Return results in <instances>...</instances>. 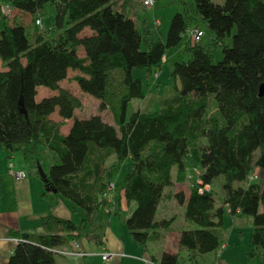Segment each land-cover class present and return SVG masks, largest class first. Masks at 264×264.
Instances as JSON below:
<instances>
[{"label": "trees", "instance_id": "1", "mask_svg": "<svg viewBox=\"0 0 264 264\" xmlns=\"http://www.w3.org/2000/svg\"><path fill=\"white\" fill-rule=\"evenodd\" d=\"M117 1L0 0L11 11L8 19L0 11V146L12 154L28 146L49 150L55 163L43 178L36 166L43 194L52 192L82 212L79 224L51 217L42 233L22 234L7 264H58L54 250L72 249L95 214L121 211L120 197L109 184L113 169L128 160L130 170L120 185L128 207L124 224L143 250L174 221L154 219L163 189L185 181L189 166L198 170L187 195H172L197 228L180 230L177 252H163L159 264H180L178 251L184 249L190 264H197V255L218 250L226 213L251 219L247 257L260 254L264 263V185L256 182L259 175L253 177L254 168L264 174V96L258 95L264 82V0H193V10L174 14L164 40H151L146 49L135 18L124 9L127 0L119 8ZM48 3L55 7L57 31L51 37L50 29L40 31L34 24ZM193 16L206 21L220 60L213 62V52L199 42L186 45L188 59L175 61L170 74L177 92L161 98L157 109L138 108L127 117L131 101L145 98L133 69L145 70L147 77L157 74ZM23 21L33 23L32 34ZM69 71L78 72L77 87L97 99L101 110L111 107L116 127L100 115L76 117L80 99L60 86ZM115 73L118 84L110 94ZM39 88L50 93L42 95ZM210 96L216 116L206 126ZM65 121L71 123L62 134ZM197 138L203 143L193 147ZM110 155L114 161L107 167ZM218 177L223 178L222 198L216 205L207 187ZM90 231L96 230L91 226Z\"/></svg>", "mask_w": 264, "mask_h": 264}, {"label": "rangeland", "instance_id": "2", "mask_svg": "<svg viewBox=\"0 0 264 264\" xmlns=\"http://www.w3.org/2000/svg\"><path fill=\"white\" fill-rule=\"evenodd\" d=\"M123 0H118L116 7H120ZM213 3H222L224 0H209ZM0 4H3L1 2ZM131 8L127 9L128 13H131V16L135 18L138 28L143 34V41L141 43V48L146 49V43L151 40H164L168 28L170 26V21L174 14L183 13L184 11L191 12L194 8L193 0H156V3L153 7H145L142 5L140 0H133L131 3ZM1 11V6H0ZM30 15H25L24 19L30 18ZM40 18L41 28L50 29V33L47 35L51 37L57 31L54 26L55 19V7L54 5L48 3L43 6V8L37 12L35 17ZM26 26V31L28 34H32L34 31V25L32 22L23 21ZM199 27L200 30L204 32V35L200 39L199 43L213 52V62L220 60L221 50L218 47H215L211 41V31L208 29L206 21L198 18L191 17L187 20V28ZM1 27V24H0ZM66 27V25H65ZM234 31V30H233ZM88 33V31H85ZM226 44H231V38L226 39ZM194 43L190 40L188 34L185 32L182 34L181 41L174 47L169 48L166 53L165 60L163 62L162 68L157 71V74L151 73L149 77L146 76L145 70L133 69V76L140 77L143 82V89L145 91V98L143 99H133L127 108V117L138 108H147V109H157L159 107L158 101L161 98L171 96L175 94L176 83L171 77V72L173 69V64L175 61L186 60L189 55L186 53L185 46ZM79 55L83 56L82 48H78ZM0 68H2L0 63ZM78 74L76 71H69L67 79L60 83V86L68 89L74 95H76L81 101V107L75 110V115L78 118H86L91 115H100L105 122H108L112 125H115L113 111L111 107H106L104 109L99 108V101L94 97L82 92L77 87L76 82L73 77ZM117 73L114 74L115 80L113 85L109 88V93H113V88L118 84ZM190 97H195L194 92L188 94ZM111 98V97H110ZM216 101L213 96H210L207 103L206 113L204 115L203 125H208V122L216 116ZM52 119L57 120V114L51 116ZM64 128H62L63 130ZM61 130V128H60ZM65 130V129H64ZM193 147H198L203 143L202 138H197L193 140ZM0 146V156H2ZM29 150V149H28ZM39 156H34V159H38V162L35 161V166H37L42 171V173L47 174L51 164L55 163L54 157L49 150L40 146L38 149ZM31 153L26 151H18L13 155V158L8 159L9 162H12L14 166L21 167L27 171L26 173L36 174L37 168L33 166L32 160L30 157ZM33 155V154H32ZM3 158V157H2ZM114 161V155H110L105 161V166H109ZM130 170V160L123 162L117 166L112 171V178L110 185L113 186V189L117 190L123 180L124 175ZM254 174L259 175L260 177L256 181L260 185H264V174L254 168ZM185 181L174 182L172 185L167 186L163 189V196L159 201L157 210L155 212L154 219L160 220L164 217L174 218L173 224L171 226L172 231H180L182 229H196L197 226L187 221L184 217L185 208L184 206L178 204L172 195L176 192H184L186 195L189 193L190 186L198 180V170L195 167L189 166L186 173ZM172 176H175V169L172 171ZM222 177L216 178L211 187L207 189H212L214 192L215 204L219 205L222 198ZM240 184V183H239ZM242 184V183H241ZM235 185H237L235 183ZM114 191V190H113ZM67 201L64 199L62 203ZM69 204V203H68ZM71 219L79 223L80 218H82V212L77 209L76 212L73 210L70 211ZM128 213L123 209V211L115 213H99L95 214L92 218L91 224H87L82 234L91 230H96L94 227L101 222V225L107 227L109 221L111 222V228H114L117 232L124 233L127 237L129 233L124 224L125 218ZM100 216V218H99ZM220 235L223 241L222 246L215 251L217 259L224 258V260L229 264H264L263 259L260 254H256L252 259H248L247 250L249 244V237L252 231L251 219L241 214H236L231 216L230 214H225L222 220V226L220 228ZM173 235V234H172ZM171 239V238H170ZM155 243V241H154ZM153 245L152 242L148 243V246ZM156 250V249H155ZM152 251V248H151ZM180 261L184 260V264L188 259V251L181 250L178 251ZM214 254V253H213ZM213 256V255H212ZM55 259L61 264H76V261L70 259V257L62 256L55 254ZM78 264V263H77Z\"/></svg>", "mask_w": 264, "mask_h": 264}, {"label": "crops", "instance_id": "3", "mask_svg": "<svg viewBox=\"0 0 264 264\" xmlns=\"http://www.w3.org/2000/svg\"><path fill=\"white\" fill-rule=\"evenodd\" d=\"M132 1L133 0H127V3L124 4V9L127 10L131 8ZM38 90L42 95H48L50 93L45 88H39ZM57 120L60 121L59 118ZM70 123V121H65L61 126L60 132L62 134L68 131ZM62 128L65 130H62ZM40 146L42 145H38L36 148L28 146L23 150L29 154L31 153L30 157L34 167H36L35 161L37 159H34V156H39L38 149ZM1 150L0 264H7L8 258L17 243V239H20L22 234L32 236L42 233L43 223L47 218L56 217L68 219L72 217L70 213V203L67 200V203H62L64 199L55 196L52 192H47L45 195L43 194L45 192V187L38 173H26L27 171H25V169L21 167L18 168L12 163V169L14 171H24L26 173L24 178L15 179L9 169L8 159L13 158L16 152L12 154L4 148H1ZM120 189L121 187H119L115 193L120 197L121 211L125 209L128 213V207L123 198L122 190ZM74 212H76V210ZM94 228L96 231L82 234L76 241L78 244L77 250L80 249L84 253L82 257L75 259L70 258L76 261V264H159L163 252L176 253L178 250L177 241L180 231H172L171 227L169 229L160 230L161 237L155 241V243L152 242L153 245L147 246L146 250L138 246L130 235L127 237L124 233L117 232L114 228H111L110 221L107 227L102 226L101 222H99ZM95 236L99 238L97 239L98 241L95 239ZM62 249L65 250L67 248H59L57 250ZM102 251L117 255L104 261L99 255ZM189 255L190 253L188 252V256ZM194 260L197 264H229L224 258L217 259L215 252L197 255ZM183 262L184 260L180 261V264H184ZM190 262L191 261L187 259L185 263L190 264ZM57 263L61 264L59 262Z\"/></svg>", "mask_w": 264, "mask_h": 264}, {"label": "built area", "instance_id": "4", "mask_svg": "<svg viewBox=\"0 0 264 264\" xmlns=\"http://www.w3.org/2000/svg\"><path fill=\"white\" fill-rule=\"evenodd\" d=\"M140 2L142 3L143 6L145 7H153L155 5V0H140ZM1 13L5 16V18H9L11 11L9 6L5 5V4H1ZM34 24L41 28V21L40 19H35ZM186 33L188 34V37L190 40L194 41V42H199L200 39L202 38V36L204 35V32L202 30H200L197 26L193 27V28H188L186 30ZM9 169L11 170L12 175L14 176L15 179H21L24 178L26 176V173L24 171H14L13 168V164L12 162H9L8 164ZM253 177H257V174H254ZM113 186L109 184V188H112ZM19 239H17L18 241ZM78 248V244L77 242L72 244V249H62V250H54V252L58 255H62V256H66V257H70V258H79L82 257L84 255V253ZM100 257L102 260L106 261L109 260L110 258H112L113 256L117 255L114 253H106L104 251H102L100 254ZM152 264V263H151Z\"/></svg>", "mask_w": 264, "mask_h": 264}, {"label": "water", "instance_id": "5", "mask_svg": "<svg viewBox=\"0 0 264 264\" xmlns=\"http://www.w3.org/2000/svg\"><path fill=\"white\" fill-rule=\"evenodd\" d=\"M258 95L259 96H264V82H262L260 85H259V88H258ZM39 173H40V176L41 178H43V173L42 171L39 169Z\"/></svg>", "mask_w": 264, "mask_h": 264}]
</instances>
